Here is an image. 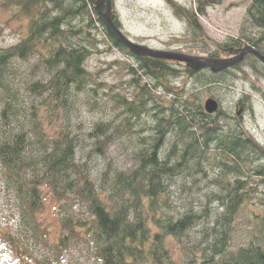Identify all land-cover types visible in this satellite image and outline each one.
Segmentation results:
<instances>
[{
    "label": "trees",
    "instance_id": "trees-1",
    "mask_svg": "<svg viewBox=\"0 0 264 264\" xmlns=\"http://www.w3.org/2000/svg\"><path fill=\"white\" fill-rule=\"evenodd\" d=\"M96 1L0 3V11L28 18L20 42L0 48V177L15 199L19 225L27 238L50 241V231L40 218L45 196L54 200L63 232L62 237L49 243V254L39 259L28 256L9 231L0 229V239L25 264H63L73 241L88 244L96 264H264V214L252 215L257 228L253 241L234 252L230 250L238 213L257 193L256 180L264 185V146L238 121L223 132L218 123L223 112L218 111L212 118L200 104L185 103L181 90L174 92L176 99L155 124V136L137 139L131 156L134 167L123 171L107 164L93 181L91 156L104 157L115 139L112 124L102 123L92 128L87 141H80L74 135L78 128L72 130L70 123V102L88 89L95 77L87 72L85 62L102 53L87 46L93 38L91 29L99 25L112 48L135 59L137 67H127L130 75L141 73L142 79L151 76L160 86L170 89L169 93H173V88L163 80L179 75L174 67L182 65L176 63L173 67L166 61L131 55L105 30L94 10ZM167 1L176 15L187 22L191 38L216 48L209 57L228 58L245 47L264 56V0H248L246 22L256 34L231 40L229 45L214 44L199 24L206 10L221 5V0H193L190 9ZM113 5L111 0V18L119 29ZM84 16L88 21L86 28L71 25L70 21ZM35 57L47 74L46 81L34 78L28 70L23 73L24 79L16 82L15 73L19 74L20 68L15 64ZM247 59L251 65L259 64L264 69L255 57ZM240 65L230 70L239 69ZM230 70L214 74L210 70L194 73L186 69L185 73L209 86L222 82L220 77ZM148 87L139 84L138 96L132 101L125 97L116 101L117 106L125 108V127L130 130L154 99ZM90 91L96 95L92 87ZM59 118L62 124L50 136L46 126L51 121L59 122ZM178 177L193 179L195 184L209 181L213 191L206 195L204 206H200L199 199H186L179 214H170L169 188ZM215 203L218 207L214 212L210 206ZM199 207L202 208L196 210ZM200 224L203 226L192 239L189 232Z\"/></svg>",
    "mask_w": 264,
    "mask_h": 264
},
{
    "label": "rangeland",
    "instance_id": "rangeland-1",
    "mask_svg": "<svg viewBox=\"0 0 264 264\" xmlns=\"http://www.w3.org/2000/svg\"><path fill=\"white\" fill-rule=\"evenodd\" d=\"M2 1L4 0H0V3ZM171 1L187 9L193 7V0ZM113 4L115 20L119 24V29L130 41L141 46L144 45L151 50L176 51L185 55L205 57L216 50L213 45L206 46L190 37V27L187 22L176 15L175 8L170 6L167 0H113ZM249 4L248 0H221V5L208 8L206 16L199 18V24L206 37H209L216 45H229L231 40L251 38V34H256L257 31L246 22L245 13ZM33 13L37 14L36 11ZM70 22L74 27L86 28L88 24L85 16ZM27 23V17L0 11V48L12 47L19 43L24 36ZM90 32L93 38L88 41L87 46L89 45L92 51L100 50L102 53L92 55L85 62L87 72L95 77L88 84V89L79 93L75 100L70 102L73 105L70 123L72 130L78 128L79 131L74 135L80 141L86 140L92 128L102 123L112 124V136L114 135L112 138L115 139L108 147V152L104 157L91 156L90 167L93 181L99 178V174L103 173L107 164H110V168L116 167L123 171L134 167L131 156L136 150L137 139L155 136V124L166 115L164 114L165 109L169 108L170 103L176 99L174 95L179 90L184 93L182 100L185 103L188 102L190 106L200 104L203 108L204 101L213 98L218 102V111L223 112L222 116L218 118L223 132L231 129L238 121L257 143L264 146V69L259 64L251 65V62L246 60L248 56L241 62L239 69H231L229 73L220 77L222 82L209 86H203L197 81V77L186 74L183 65L174 67L173 65L178 62L166 61L180 71L176 77H166L163 80L173 88V93H169L170 89L160 86L157 80L151 76H144L142 79L140 78L141 73L138 74L139 76L130 75L127 67L136 68L137 62L127 52L112 48L111 42L107 41L104 31L99 25H96V29H91ZM15 65L20 68L19 74L15 73L16 82L24 79L23 73L28 70L34 78L45 81L48 78L36 57ZM134 80L139 83L137 84ZM139 84L140 86L148 85L154 99L150 103L149 110L137 121L135 128L130 130L125 127L127 116L125 108L117 106L116 101L119 100V97H125L132 101L138 96L137 87ZM90 87L96 91V95L90 91ZM168 90L169 92H167ZM211 116L215 118L216 114ZM61 121L59 118V122H48L46 129L50 136L55 135L58 125L62 124ZM163 148L165 151L167 145ZM88 152L89 149H86L84 153ZM213 154L212 152V156ZM256 181L257 193L238 213L233 225L230 241V250L233 252L239 247L248 246L253 241L257 228L252 215L254 213L264 214V185L260 184L258 179ZM183 186L184 191L182 190ZM169 191L170 202H172L170 214L177 215L179 214L178 209L186 199L190 201L199 199L202 202L200 206H204L207 201L206 195L213 189H211L208 180L195 184L193 179L178 177L172 182ZM45 197H47L44 203L45 208L40 218L43 219L44 226L50 231V241H38L33 236L27 238L19 225L20 220L17 216L19 210L16 207L15 199L0 177V229L9 231L14 239L16 238L20 242L28 256L38 259L49 254L47 250L49 243L63 235L59 226V218H57L55 202L53 199L50 201L49 196ZM217 207L216 203L210 206L214 212ZM200 208L202 207L196 210ZM202 226L200 224L199 227L189 232L192 239H195ZM181 243L186 244L183 241ZM69 250L63 264L70 261H78L80 264H96L97 262L91 247L82 241H73ZM0 264L25 263H21L0 239Z\"/></svg>",
    "mask_w": 264,
    "mask_h": 264
},
{
    "label": "water",
    "instance_id": "water-1",
    "mask_svg": "<svg viewBox=\"0 0 264 264\" xmlns=\"http://www.w3.org/2000/svg\"><path fill=\"white\" fill-rule=\"evenodd\" d=\"M97 16L102 20L105 30L113 35V37L122 45L131 55L137 58H150L152 60L178 62L182 64L186 69L191 70L194 73L200 71L210 70L214 74H220L225 70L240 65L244 61L246 56H253L255 59L264 66V56L260 55L254 48L245 47L237 55L230 56L228 58H212L205 56H192L173 51H159L151 50L144 45H139L133 41H130L120 29H117L114 25V20L111 18V0H97L95 7ZM203 110L207 115H215L218 112L219 105L213 98L204 101Z\"/></svg>",
    "mask_w": 264,
    "mask_h": 264
}]
</instances>
